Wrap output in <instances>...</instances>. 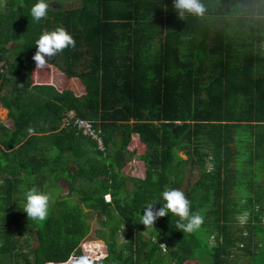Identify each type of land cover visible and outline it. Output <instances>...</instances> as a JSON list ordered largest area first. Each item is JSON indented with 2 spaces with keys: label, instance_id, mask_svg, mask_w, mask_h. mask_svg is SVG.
<instances>
[{
  "label": "trees",
  "instance_id": "obj_1",
  "mask_svg": "<svg viewBox=\"0 0 264 264\" xmlns=\"http://www.w3.org/2000/svg\"><path fill=\"white\" fill-rule=\"evenodd\" d=\"M79 1L48 8L39 22L30 12L37 0H5L0 10V109L12 122L0 123V264L255 257L252 233L264 234V212L255 210L264 206V0H204L203 17L184 19L173 0ZM57 27L75 47L38 68L36 41ZM70 112L100 131L103 153L77 128L61 129ZM134 157L144 172L127 176ZM61 182L67 195L54 198L45 221L22 211L27 190ZM169 189L204 218L199 229H177L186 221L172 213L153 228L140 223ZM242 214L246 236L232 233ZM92 218L102 230L86 241ZM201 229L214 239L209 253Z\"/></svg>",
  "mask_w": 264,
  "mask_h": 264
},
{
  "label": "clouds",
  "instance_id": "obj_2",
  "mask_svg": "<svg viewBox=\"0 0 264 264\" xmlns=\"http://www.w3.org/2000/svg\"><path fill=\"white\" fill-rule=\"evenodd\" d=\"M173 7L181 19L187 16L203 17L207 11L204 0H173ZM48 8V0H37L30 9L33 20L39 22L45 18ZM35 46L37 51L33 59L38 68H44L49 58L54 57L66 48L75 47V40L64 28L57 27L54 30L43 32L36 41ZM24 196L25 203L22 211L33 220L45 221L49 213L50 194L33 187L27 190ZM161 197L165 203L159 209H154L156 203H149L144 207L140 223L145 228H153L154 222L158 218L169 215V213L180 217L181 221H186V223L178 222L176 225V228L183 232L191 233L199 229L204 223L202 216L190 212V201L182 191L169 189L163 191ZM75 264H93V261L88 256H81Z\"/></svg>",
  "mask_w": 264,
  "mask_h": 264
},
{
  "label": "rangeland",
  "instance_id": "obj_3",
  "mask_svg": "<svg viewBox=\"0 0 264 264\" xmlns=\"http://www.w3.org/2000/svg\"><path fill=\"white\" fill-rule=\"evenodd\" d=\"M5 0H0V10L2 8V6L4 5ZM49 3V10L52 11H57V10H66V9H70L73 5L78 6L80 1L79 0H48ZM0 123L2 124L1 126H4L6 128L11 129L12 128V122L5 117L4 114V110L0 109ZM180 157L182 158H186L183 153H179L178 154ZM137 156V155H136ZM144 166L143 163L139 160L138 157H134L132 159L127 158L126 161V166L123 169V173L127 176H132L136 173H140L142 174L144 172ZM263 184V182H261ZM128 186L129 188L131 187V184L128 182ZM185 187V185H184ZM186 188V187H185ZM48 194H50L51 199L49 204H51L54 200V198H56L57 196H59L60 194L63 196L67 195L68 189H67V185L64 182L60 183V187L56 188V189H50L47 190ZM182 191V190H180ZM245 188H243L241 190V192H236V198L239 201H244L243 198V193H245ZM183 192V191H182ZM73 200L77 203L78 199L75 197L73 198ZM105 201V199H104ZM106 202V201H105ZM264 205V203H263ZM255 210H261V212H264V206L263 207H257ZM261 225L264 228V213L261 215ZM90 223V233L88 235V237L86 238V241H95L97 240V232L102 230V226L100 225L99 221L95 218L90 219L89 221ZM248 225V217L245 214H242L240 216H238L236 223L233 225L232 228V233H237L238 230H242L243 231V236L248 235L249 233L247 232V230L245 229ZM150 231L146 232V236H149ZM199 232V238L201 240V243L204 244V246L206 247V251L209 253L210 252V247L213 246L214 243V239L211 238V236H209V234H207V232L204 229L198 230ZM127 237L125 233H121L119 236H117V242L118 244H124L126 243ZM252 246H251V252L252 255L256 254L257 255L255 257H252L250 259V257H245L244 255H242V253L237 252L236 254H233V258L230 261L232 264L236 263V264H264V234L260 233H252ZM255 244H260L258 247L254 246ZM257 251V252H256ZM210 258L207 257H200L197 260H194L192 262H188L186 264H212ZM226 262H228V260H226Z\"/></svg>",
  "mask_w": 264,
  "mask_h": 264
},
{
  "label": "built area",
  "instance_id": "obj_4",
  "mask_svg": "<svg viewBox=\"0 0 264 264\" xmlns=\"http://www.w3.org/2000/svg\"><path fill=\"white\" fill-rule=\"evenodd\" d=\"M69 127L77 128L83 136L94 141L99 152L103 153L105 151L104 143L100 137V131L94 128V125L91 121L79 119L76 117L75 113L70 112L63 117L61 129ZM104 199L106 203L111 201V197L109 195L104 196ZM162 248L164 250L165 247Z\"/></svg>",
  "mask_w": 264,
  "mask_h": 264
},
{
  "label": "crops",
  "instance_id": "obj_5",
  "mask_svg": "<svg viewBox=\"0 0 264 264\" xmlns=\"http://www.w3.org/2000/svg\"><path fill=\"white\" fill-rule=\"evenodd\" d=\"M4 110V109H3ZM6 111V110H5ZM4 114H5V117H7V111L6 112H4Z\"/></svg>",
  "mask_w": 264,
  "mask_h": 264
}]
</instances>
